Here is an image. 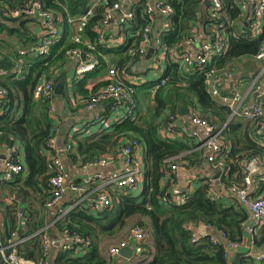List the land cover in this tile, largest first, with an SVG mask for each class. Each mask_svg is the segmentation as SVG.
I'll return each instance as SVG.
<instances>
[{
  "label": "trees",
  "instance_id": "16d2710c",
  "mask_svg": "<svg viewBox=\"0 0 264 264\" xmlns=\"http://www.w3.org/2000/svg\"><path fill=\"white\" fill-rule=\"evenodd\" d=\"M31 1L0 0V10L5 6L12 9L23 8ZM42 2L46 8L60 12L64 17H79L86 13L92 0ZM202 3L203 0L172 3L176 12L173 19L174 36L167 40L168 44L181 42L189 34L192 25L200 22ZM224 11L226 16L222 23L229 27L230 49L217 60L216 66L221 69H237L238 61L245 57H256L261 52L264 45V24L262 32L253 36L254 21L242 19L243 13L238 0H224ZM38 28L37 18L8 19L0 15V70L8 71L6 77H0V89L6 93L4 112L0 116V147H21L24 150V157L21 159L25 164L24 171L16 176V181L3 183L0 199L4 200L6 194H10L27 206L23 222H17V225L13 222L16 204L6 207L4 201L0 200L4 212H7L4 215L5 232L2 231L1 234L6 241L14 238L13 235L22 241L19 245L22 262L117 264V259L111 262L106 259L105 245L108 247L118 241L127 240L130 230L138 227L146 231L153 240L152 246L147 248L146 257L139 264H258L253 257H236L233 261H228L222 247L212 245L209 238L193 244L191 232L187 230L188 225H205L213 232L225 233L230 242L242 243L249 215L239 204L229 205L223 200L214 199L210 195L208 183L200 186L182 205L175 204L171 195L177 180L168 169L169 161L184 155L188 161L201 160L202 153L196 150L198 146L194 140L167 141L160 136V120L166 110L177 113L183 106L187 109L193 108L199 110L202 118L210 123L225 126V143L231 145V152L226 158L222 179L228 188L233 185L242 186L243 163L264 154V147L260 144V139L264 136L257 135V123L239 122V118L230 122L228 108L208 93L205 71L202 70L193 71L183 77L179 75L176 66L169 65L163 78L169 75L172 81L158 89L155 95L156 106L149 109L144 116H141L139 105V117L136 121L128 120L116 124L110 133L91 137L76 134L73 139L66 141L67 148L70 146L71 150L67 151L64 163L67 160L80 163L81 166H86L99 157L115 155L124 140L140 142L143 145L146 169V183L140 196L129 190L112 195L113 207L99 214L93 213L86 204H80L61 218L58 213L52 216L45 209L46 202L53 194V159L58 154L51 150L50 144L58 126L49 114L50 101L35 100L36 86L42 79L53 81L55 85L62 84L64 95L73 96L75 100L82 99L85 107L84 102L98 94L105 85L89 88L91 80L103 73L107 64L103 62L99 70L80 81H74L70 86L67 82L69 70L66 67L68 55L73 49L86 51V48L71 42L74 28L64 24L63 37L53 45L49 56H20L19 51L28 50L38 42ZM91 38L96 41L95 35L91 34ZM19 61L30 68L21 79H16L17 76L12 71ZM149 86H145V89L150 91ZM19 157L16 155L15 161L18 165ZM262 187L260 194L264 193V182ZM44 235L57 240L67 236L80 237L90 240L91 245L85 256L64 251L61 246L46 255L42 245ZM260 236L261 240L258 237L256 245L264 244V227L260 230ZM0 264H4L1 255Z\"/></svg>",
  "mask_w": 264,
  "mask_h": 264
},
{
  "label": "built area",
  "instance_id": "2783aa9c",
  "mask_svg": "<svg viewBox=\"0 0 264 264\" xmlns=\"http://www.w3.org/2000/svg\"><path fill=\"white\" fill-rule=\"evenodd\" d=\"M175 2H181V0H92L84 15L67 16L68 24L71 27L74 26L71 42L86 48V51L73 49L68 55L71 61L78 62L74 81H80L96 72L103 62L107 64L105 87L84 104L85 109L90 112L100 108L104 103H109V106L106 111L99 113V116H95L85 125L80 131L84 136H89L94 131L109 129L115 123L138 119L139 105L134 99L135 90L127 83H131L134 87L143 83L137 82L132 72H135L134 68L145 58L150 49L153 50L150 65L136 72L150 80L155 79L158 83L156 89L164 87L170 80L169 76L166 78L162 76L167 65L176 66L180 72L189 75L196 69L205 71L208 92L228 108L231 114L230 121L234 118H243L251 123H257V135H264V78L260 76L256 79L251 89L253 98L247 102L242 91L244 85L237 76V69H221L216 66L217 60L225 56L230 49L229 27L226 23H222L226 16L224 0H203L199 13L200 22L192 25L189 34L181 42L170 45L167 40L174 36L173 19L176 12L172 3ZM239 6L242 12L252 9L254 18L252 32L255 31V27L258 29L263 27L264 0H241ZM0 15L8 19L37 18L41 23L38 43L30 50L22 51L21 55L30 53L47 57L51 54L52 46L62 38L63 28L60 27L62 19L57 20L45 9L41 0H32L19 9L5 6L0 10ZM98 17L100 18L96 20ZM202 25L205 28L203 32L199 30ZM91 34L96 36V41L92 40ZM121 49L123 50L120 51ZM117 57L121 60L116 63L117 66H114L113 60ZM255 58L264 64V45ZM29 68V65L19 61L16 62L12 73L21 79ZM6 74L7 72H0L1 76ZM55 87L53 81L41 80L35 91V100L50 101L49 114L54 120L57 118V105L54 101ZM151 98L155 104V92L152 93ZM5 99L6 93L0 89V111ZM162 120L165 123L159 134L163 139L167 141L194 140L198 143L196 150H202L205 153L206 162L225 171L226 158L231 152V145L225 143V126L220 127L210 123L202 118L199 110L193 108L188 109V114L185 116L181 115L180 109L177 113L167 110ZM260 144L264 147V139H260ZM50 148L55 150L56 146L53 144ZM66 150H71V147L69 146ZM142 152L143 145L140 142L127 140L117 149L115 155L99 157L85 166L107 169L116 160V163L121 165L119 170L97 174L81 184H68L62 159L60 156L54 158L53 165L57 169V175L51 180L53 195L48 207L55 208L64 201L66 194L70 193L75 197V203L68 212L80 204L88 205L95 214L112 208L113 200L110 194L102 191L95 198V194L91 191L92 186L102 181L105 186H113L121 190L129 189L133 193L138 192L146 183ZM196 168H201L199 163L192 164L183 158L169 161L168 169L177 180L171 192L175 204H185L191 198L192 191L182 188L178 180L181 174ZM21 170V166L8 160L4 163L3 176L11 179ZM243 173L242 186L233 185L229 188V192L233 196L234 204H239L249 215L246 225L247 240L243 243L230 242L225 233L213 232L205 225L200 227L188 225L187 230L191 232L193 244L200 243L201 239L209 238L212 245L224 249V256L228 261L236 256L240 248H244L246 257H253L258 264H262L264 251L255 256L254 252L258 233L264 227V194H260L264 182V154L245 161ZM211 196L216 199L214 195L211 194ZM7 202L12 204L13 201L9 199ZM16 215L22 222L23 215H19L18 211ZM203 226L206 228V233L204 237H201L199 228ZM1 238L0 234V254L4 257L5 264H22L17 260L16 254L10 252L9 243L3 244ZM15 240L17 245L18 242H22L17 238ZM152 242V238L146 231L135 227L130 230L127 240L108 245L105 257L108 262L120 259L121 251L133 244L134 255L127 260L130 264H136L135 262L139 263L146 257L147 248L152 246ZM42 245L46 255L55 247L61 246L64 251H73L75 255L85 256L91 242L80 237L67 236L59 243L56 239L44 235Z\"/></svg>",
  "mask_w": 264,
  "mask_h": 264
},
{
  "label": "crops",
  "instance_id": "0c3cea01",
  "mask_svg": "<svg viewBox=\"0 0 264 264\" xmlns=\"http://www.w3.org/2000/svg\"><path fill=\"white\" fill-rule=\"evenodd\" d=\"M240 1L241 0H238L239 5H240ZM242 13H243L242 19L250 20V21L254 20V18L252 16L253 15L252 9H250L248 12H242ZM40 26H41V23L38 21V27H40ZM199 30L201 32H203V30H205L204 25L200 26ZM36 32L39 35L40 28H38V30ZM261 32H262V27L260 29L255 27V31H253V36H258ZM234 35L238 36V34H234ZM12 42H14V41H12ZM150 50H149V52H150ZM148 55H149V53L134 68L135 72H132L133 77L137 80V82H143L139 86H136L137 103H138V105H140L141 116H144L145 113H147V112L143 113V110L146 109V108H144L145 106L150 105L151 106L150 109H153L156 106V104H154V101H152V98H151V95L154 92L153 89L155 88L156 80L155 79L150 80L148 77H146V76L144 77L140 73L136 72V71L145 69L150 65L151 60H152V55L150 58H148ZM119 60H121V58H119V57L115 58L113 60V65L117 66L116 63ZM76 64H78L77 61L74 62V61H71L69 59L67 66H66L69 70V72L67 73V82L69 83L70 86L74 82V75H75L74 72H75ZM106 75L107 74H106V70H105L103 73L98 75L95 79L91 80L89 88L91 89L95 86L105 84L104 82L106 79ZM237 76H238V78H240L242 80L243 85H244L243 89H242L243 95L246 97V101L250 102L253 98V94L251 92V89H252L256 79L260 76L264 78V64H263V62L258 61L255 57H253V58L252 57H245V58L241 59L240 61H238ZM0 77H2V76L0 75ZM143 77H144V80H143ZM148 85H150L149 86L150 91L148 89H145V86H148ZM157 91L158 90L156 89L155 95H156ZM54 101L57 105V118L55 120V122L57 123V126H58L57 127L58 128V130H57V133H58L57 150L59 152L60 158L63 161L67 157L66 141L68 139H73V137L76 134H80L81 137H91V136H94V135L99 133L98 131H94V133L95 132H97V133L94 135L91 134L89 136H84L83 133H81L80 131L85 127V125L88 122H90L92 120V118H94L96 115H99V113L106 111L108 109L109 103H104V104H102V106L100 108L96 109L93 112H90V111L85 109V107L83 106V103L81 102L82 99L80 100V98H77L75 100L73 96L66 97L64 95L62 97L57 96V99H56V95H55ZM138 117H139V114H138ZM162 119H163V116H162ZM162 119L160 121L162 122L161 124L163 126L165 121ZM238 121L249 123V121H246L243 118H239ZM111 131L112 130H110V132ZM261 139H264V137H262ZM196 144L198 145L197 142H196ZM17 148L19 150L17 155H18V157L20 156L18 158V162H19L20 166L22 167V172H23L25 169V164H24L23 160L21 159V157L22 158L24 157V150L21 147H17ZM200 152L202 153V159L201 160L188 161L185 159V155L182 157L183 160L188 161L192 164L199 163L201 168L190 169L189 172L181 174L180 178L178 180L180 182V186L182 188H184L186 190H190V191H192V193H194L200 186H202L205 183H208L209 187H210V195L212 194L216 197V199L223 200L227 204L233 205V203H235V201L233 199V196L229 192L230 187L229 188L226 187L225 184L223 183V179H222L223 175L225 174V171L221 170L219 168H216L212 164L207 163L205 153L202 150ZM19 153H20V155H19ZM142 155L144 158V150L142 152ZM1 158H2V161L0 164V189H2L3 183H13L14 181H16V178L14 180H12V179H8V178L3 176L4 163L8 158V153L2 154ZM15 160H16V157H15ZM116 162L117 161L114 160V163H111L109 168L104 169V168H86L84 165L81 166L80 163L75 164V163L69 162L67 160H66V163H64V161H63V163L65 165V170H66L67 183L70 184V183H76V182H83L84 180L90 179L91 177H94L97 174H102L104 172H111L112 170H119L121 168V165L119 163H116ZM263 178H264V173H263ZM143 188L144 187L142 185L141 188L139 189V191L135 192V195L140 196L142 191H143ZM91 191L95 194V198H97L98 197L97 194L102 192V191L110 194V196L112 198V195L122 194V192L124 190L117 189L116 187H113V186L112 187L105 186V184L102 183V181H98L95 183V185L92 186ZM252 191H254V190H252ZM5 197L6 198L4 200L0 199L1 201H4V206H6V207L7 206H9V207L13 206L7 202V200H8L7 197H14V196H10V194H6ZM14 198H15V201L17 203L19 202L18 207L16 205V212L17 211L19 212L21 210V208H23L25 211V214H26V210H25V208H27L26 204L21 203L20 200L16 196ZM74 198L75 197L69 193V195L65 198V200L55 208H49L48 207L49 202L47 201L46 205H45V209L50 211L52 216L55 215L56 213L59 214V211L61 209L70 208ZM4 206L2 204L0 205V230H1L0 234L2 231H3V233L5 232L4 215H6L7 212L6 211L4 212V210H3ZM14 217H15V221L13 220V222L14 223L16 222V224L18 225L17 222H21L20 218L16 216V213L14 214ZM9 225H10V223H9ZM198 227H200V226H198ZM16 229L19 230L18 227ZM199 230H200V228H199ZM20 233H22V231ZM1 236H2V234H1ZM13 237L14 238H11L12 240H15V238H17L16 235H13ZM258 237H259V241H260L261 240L260 231L258 233ZM246 240H247V234L245 232L243 242ZM57 241L59 243L62 242V240H57ZM132 245L133 244H131V246ZM58 248H59L58 246L55 247L53 249V251L55 249H58ZM243 249L244 248H240L239 252L236 254V256L234 258H236V257L245 258L246 256H245ZM106 251H107V245H105V247H104V252H106ZM263 251H264V244L263 245H256L254 256L263 252ZM233 259H232V261H233ZM116 261H117V264H130L128 262V260L125 258H120V259H117Z\"/></svg>",
  "mask_w": 264,
  "mask_h": 264
},
{
  "label": "bare ground",
  "instance_id": "6f19581e",
  "mask_svg": "<svg viewBox=\"0 0 264 264\" xmlns=\"http://www.w3.org/2000/svg\"><path fill=\"white\" fill-rule=\"evenodd\" d=\"M41 2H42V0H41ZM43 3V2H42ZM43 5H44V7H45V9L46 10H48L49 12H51L52 14H53V16L54 17H56V19L57 20H59V19H62V22L60 23V27H62L64 24H68V17H64L63 16V14H61L60 12H56V11H54V10H52L51 8H46V6H45V4L43 3ZM72 27L74 28V26L72 25ZM228 36H229V34H228ZM62 37H63V35H62ZM229 39H230V36H229ZM33 47H35V45L33 46ZM32 47V48H33ZM53 47V46H52ZM31 49V48H30ZM30 49H28V50H30ZM52 49V48H51ZM28 50H21V51H19V54H20V56H26V55H29V54H26V55H21V52L22 51H28ZM35 55V54H34ZM40 57V56H39ZM44 58H46V57H44ZM115 66V65H114ZM168 66L169 65H167L165 68H164V71H163V75L166 73V71H167V69H168ZM197 70H199V69H196L195 71H197ZM179 71V75L180 76H183V77H185V76H187V75H189V74H186V73H182V72H180V70H178ZM0 72H7V74L6 75H3L2 77H6L7 75H8V71H6V70H0ZM162 75V76H163ZM167 76H169V75H167ZM166 76V77H167ZM165 77V78H166ZM170 77V80L165 84V86H167L171 81H172V77L171 76H169ZM205 78H206V74H205ZM16 79H18L17 77H16ZM43 80H45V81H49V80H47V79H43ZM155 83H157V82H155ZM205 83H206V81H205ZM127 85L129 86V87H132L134 90H135V96H134V99L136 100V95H137V89H136V87H134V86H132V84L131 83H127ZM157 85L158 84H156V86H155V88L153 89V91L155 92L156 91V87H157ZM164 86V87H165ZM206 86H207V90H208V85L206 84ZM105 87V86H104ZM103 87V88H104ZM102 88V89H103ZM158 90V89H157ZM209 93V92H208ZM210 94V93H209ZM211 95V94H210ZM137 102V101H136ZM4 104H5V102H3V105H2V110L0 111V116L3 114V112H4ZM100 115V114H99ZM99 115H96V116H99ZM116 124H120V123H116ZM116 124H114L109 130L108 129H106V130H102V131H99V133L98 134H102V133H109L110 132V130H113V128H114V126L116 125ZM97 132H95V133H92L93 135L94 134H96ZM57 137H58V133H55V137L53 138V141L51 142V144H50V146L51 145H55L56 146V149L54 150V151H56L57 152V156L59 157L60 155H59V152H58V150H57ZM126 142V140H124V142L122 141V143H125ZM1 149H2V153L0 154V161H2V158H1V155L2 154H4V153H8V158H7V160L6 161H11V162H13V164H15V165H18L17 163H16V161H15V157H16V155L18 154V148H7V147H0ZM5 161V162H6ZM20 166V165H19ZM22 168V167H21ZM53 169H54V171H55V176L57 175V169H56V167L53 165ZM22 173V170L18 173V174H14L13 175V177L11 178L12 180H14L15 178H16V176L17 175H19V174H21ZM64 174H65V176H66V170H65V165H64ZM54 176V177H55ZM84 182V181H83ZM82 182V183H83ZM126 190H129V189H124V191H126ZM129 191H131V190H129ZM53 195V194H52ZM68 195L66 194V196H65V198L67 197ZM65 198H64V200H65ZM8 200L10 199V200H12L13 202H12V204H10V205H14V204H16L17 205V207H18V205H19V202L17 203L16 201H15V198L14 197H8L7 198ZM49 202V201H48ZM74 200H73V202H72V204H71V206H70V208L71 207H73L74 206ZM57 207V206H56ZM76 207H78V206H75L74 208H76ZM70 208H68V209H61L60 211H59V217L61 218V217H63V216H66L68 213H70V211H72L73 209H71L69 212H68V210L70 209ZM19 215H23L22 216V221L24 220V218H25V211H24V209L23 208H21V210L19 211ZM49 236V235H48ZM51 237V236H50ZM83 239V238H82ZM1 240L3 241V244L5 243V244H8L9 243V247H10V252L11 253H15L16 254V257H17V260L20 262V263H22L23 264V262H22V258H21V255H20V251H19V248H20V244L22 243V242H18V245L16 244V240H12V239H9V240H4L3 238H1ZM85 240H88V239H85ZM9 241V242H8ZM90 241V240H89ZM91 242V241H90ZM90 247V246H89ZM133 245L131 246V244H130V247L128 248V249H132V251H133V255H134V249H133ZM1 255V254H0ZM2 256V255H1ZM3 257V256H2ZM3 259H4V257H3ZM5 263V262H4Z\"/></svg>",
  "mask_w": 264,
  "mask_h": 264
},
{
  "label": "water",
  "instance_id": "95a60500",
  "mask_svg": "<svg viewBox=\"0 0 264 264\" xmlns=\"http://www.w3.org/2000/svg\"><path fill=\"white\" fill-rule=\"evenodd\" d=\"M208 3H209V1H208ZM152 53H153V50H150L148 58L151 57ZM83 60H85V58ZM55 95L56 96H61V97L64 95V88H63L62 84H57L56 85V87H55ZM180 113H181L182 116H185V115L188 114V109L183 106L180 109ZM205 233H206V228H205V226H203V227L200 228L199 234H200L201 237H204ZM120 256L122 258H125V259L129 260L133 256V251H132V249L123 250V251H121Z\"/></svg>",
  "mask_w": 264,
  "mask_h": 264
},
{
  "label": "rangeland",
  "instance_id": "374dc122",
  "mask_svg": "<svg viewBox=\"0 0 264 264\" xmlns=\"http://www.w3.org/2000/svg\"><path fill=\"white\" fill-rule=\"evenodd\" d=\"M150 107H151L150 105L145 106L144 108H146V109L143 110V113L147 112L150 109ZM135 263L139 264L138 262H135Z\"/></svg>",
  "mask_w": 264,
  "mask_h": 264
}]
</instances>
